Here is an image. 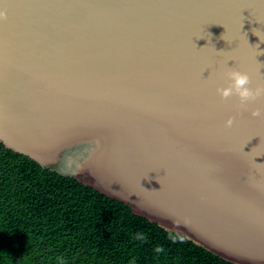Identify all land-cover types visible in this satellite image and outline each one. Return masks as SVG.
Returning a JSON list of instances; mask_svg holds the SVG:
<instances>
[{
	"label": "water",
	"instance_id": "obj_1",
	"mask_svg": "<svg viewBox=\"0 0 264 264\" xmlns=\"http://www.w3.org/2000/svg\"><path fill=\"white\" fill-rule=\"evenodd\" d=\"M0 138L238 264H264V0H0ZM234 116L233 125L225 126ZM187 218L190 224L174 223Z\"/></svg>",
	"mask_w": 264,
	"mask_h": 264
},
{
	"label": "trees",
	"instance_id": "obj_2",
	"mask_svg": "<svg viewBox=\"0 0 264 264\" xmlns=\"http://www.w3.org/2000/svg\"><path fill=\"white\" fill-rule=\"evenodd\" d=\"M138 232L147 242L134 239ZM172 232L183 243L167 239ZM164 248L156 253L155 247ZM238 264L0 138V264Z\"/></svg>",
	"mask_w": 264,
	"mask_h": 264
},
{
	"label": "clouds",
	"instance_id": "obj_3",
	"mask_svg": "<svg viewBox=\"0 0 264 264\" xmlns=\"http://www.w3.org/2000/svg\"><path fill=\"white\" fill-rule=\"evenodd\" d=\"M0 19L6 20L7 13L0 12ZM224 76L228 81L226 87H218L216 89L217 94L224 100H227L229 97L236 96L239 98V106L241 108L247 107L249 102L256 101L257 99H264V83H260L255 87H252V78L246 71H241L239 69L228 67ZM251 115L253 117L264 118V109L257 107L252 110ZM235 117L230 116L226 122V127H231L234 123ZM174 223H183L185 225L190 224V221L187 218H184L182 221L176 220ZM134 239L140 242H147V236L143 232H138L135 234ZM167 239L171 242H181L183 243L185 237L179 234H175L172 232L168 233ZM156 253H162L164 248L160 245H157L154 249ZM131 264H135L134 261Z\"/></svg>",
	"mask_w": 264,
	"mask_h": 264
}]
</instances>
